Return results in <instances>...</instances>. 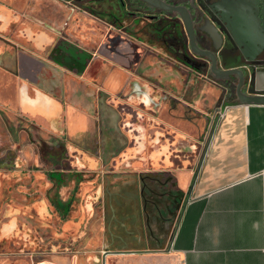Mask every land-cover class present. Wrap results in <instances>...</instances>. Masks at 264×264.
Instances as JSON below:
<instances>
[{"label":"crops","instance_id":"0c3cea01","mask_svg":"<svg viewBox=\"0 0 264 264\" xmlns=\"http://www.w3.org/2000/svg\"><path fill=\"white\" fill-rule=\"evenodd\" d=\"M94 22L65 2L0 0V111L22 115L43 138L39 161L58 189L63 173L86 168L103 173L105 193L103 230L71 250L3 255L16 229L8 222L0 264H264V104H235L220 83L148 57L134 37L140 56L99 50L107 35ZM60 39L70 47L56 54ZM111 98L124 101L113 108ZM5 169L0 183L14 168Z\"/></svg>","mask_w":264,"mask_h":264},{"label":"flooded vegetation","instance_id":"af4514ba","mask_svg":"<svg viewBox=\"0 0 264 264\" xmlns=\"http://www.w3.org/2000/svg\"><path fill=\"white\" fill-rule=\"evenodd\" d=\"M50 1H60L63 3L65 2L66 4H71L82 13L92 17V19L96 21L91 27L92 30L99 29L101 33L107 35V39L100 44L98 49L102 50L108 47L114 52L115 56L123 57L124 59H129L133 56L136 57V55L140 56L136 46L133 47L134 49L131 48L133 42L129 37L134 36L131 33L132 30L129 25L133 23L132 26H135L145 22L141 27V32H143L144 37L146 36L145 40L159 43L160 47L164 48V52L161 55H156L151 50H145L144 54L151 56L152 58H158L164 63L168 61L174 62L177 66L176 69H178L179 65L183 63L184 67L189 71L194 72V70H196L200 76L205 78L209 77L220 83L221 93L232 94L233 91L235 93V90L232 88L236 86L237 78L226 81L213 78L209 71V58L207 56H200L194 52L192 53L186 31L184 30V25L180 15L177 13L154 8L146 1L142 0ZM165 1L174 5L184 4L188 8L190 14H192L196 25L203 23L206 19L211 17L217 19V22L220 24L219 26L224 30L220 48L215 49L213 41L199 30H197L196 33L197 44L206 51H214L222 66L226 65L228 67L233 66L244 69L246 83L250 78L248 73L258 70L264 71V56L262 59H258L257 66L247 63V58L257 56V45L259 44L253 45L251 42L254 41L255 43L256 39H259L264 35V0ZM69 14L73 15L74 13L72 11L71 13L69 12ZM65 26H67V21L64 22L61 30L58 32H63ZM141 38L143 39V37ZM121 43L123 44L122 46ZM146 45L150 48L149 44ZM67 47H70L68 41L60 39L51 50L57 54V51H59L60 48L65 49ZM101 99H103V97ZM7 121L9 120L7 119ZM8 125L10 132H12L16 138L19 129L16 128L11 121H9ZM28 136L30 143L39 149L37 139L42 141L43 138L38 136L35 140V138L29 134V131ZM49 143L51 142L49 141ZM64 143V136H60V139H58L56 144H60L64 148L66 147ZM197 148V144L189 147L190 151L193 153L197 152ZM61 157L65 160L68 158L66 148H64ZM0 167L3 169L15 167L14 155L12 152L6 154L3 158H0ZM51 172L50 173L53 176L54 168ZM52 176L50 179L53 181ZM150 199H152L151 195H149V197L146 196L144 201H149ZM70 202L71 199L69 205ZM69 205L66 208H61L55 200L50 203V206L55 207L62 217H65L69 213ZM77 238L79 237L70 238L66 245H75Z\"/></svg>","mask_w":264,"mask_h":264},{"label":"rangeland","instance_id":"374dc122","mask_svg":"<svg viewBox=\"0 0 264 264\" xmlns=\"http://www.w3.org/2000/svg\"><path fill=\"white\" fill-rule=\"evenodd\" d=\"M144 23L135 26L131 23L129 27L132 35L135 39L144 41L139 43L143 44L146 51L152 50L154 54L161 55L164 48L159 43L145 40L146 36L141 32ZM232 89L235 90V87ZM232 96L236 99L234 91ZM123 101H113L111 98L109 102L115 108ZM7 119L19 129L16 138L10 132ZM29 124L22 115L8 114L5 110L0 114V158L12 152L15 163L13 171L4 176L5 181L0 183V232L8 222H16L15 231L7 237V242L11 244L6 246L3 255L36 257L59 249L71 250L74 244L64 245L68 244L70 238L96 235L104 227L103 173L99 171L91 174L86 168L75 171L72 167L73 171L63 173L65 181L58 189L56 183L50 182L44 174L46 166L39 161L38 148L29 141L28 131L25 130ZM117 126L121 128V125ZM64 144L68 147L69 142L65 141ZM71 158L73 155L69 151L65 167L73 164L69 160ZM5 171L6 169L2 172ZM56 196L65 201L71 199L69 213L65 217L50 206V201ZM43 202H47L48 212L41 211L40 205ZM11 206H16L17 209L12 211Z\"/></svg>","mask_w":264,"mask_h":264},{"label":"water","instance_id":"95a60500","mask_svg":"<svg viewBox=\"0 0 264 264\" xmlns=\"http://www.w3.org/2000/svg\"><path fill=\"white\" fill-rule=\"evenodd\" d=\"M146 1L150 6L164 11L177 13L180 15L184 30L186 31L188 43L192 53H196L200 56H207L209 58V71L213 78L226 81L237 78L235 86L236 102L235 104H264V71L258 70L248 73L249 80L246 83V77L244 69L239 67L222 66L216 53L212 50L206 51L198 46L196 41L197 30L204 33L208 38L213 41L215 49H219L221 40L223 38L222 28L214 17L206 19L203 23L196 25L192 14H190L188 8L184 4H170L165 0H142ZM218 8V7H217ZM263 27V26H262ZM251 44H259L257 50V56H251L247 58V63L257 66L258 59H262L264 56V35L261 38L251 42ZM257 48V47H256ZM250 61V62H248Z\"/></svg>","mask_w":264,"mask_h":264},{"label":"built area","instance_id":"2783aa9c","mask_svg":"<svg viewBox=\"0 0 264 264\" xmlns=\"http://www.w3.org/2000/svg\"><path fill=\"white\" fill-rule=\"evenodd\" d=\"M228 106V105H227ZM227 106H224V108L220 109V107L217 109V111L215 112L214 114V119L212 121V125H211V132H209V136H208V139L207 141L209 142V144H207V148L209 147L210 145V141L212 139V136L214 135V132L216 131V129H218V124H219V121L224 117L225 115V112L227 110ZM207 142V143H208Z\"/></svg>","mask_w":264,"mask_h":264}]
</instances>
